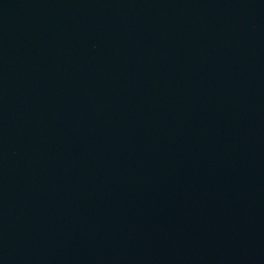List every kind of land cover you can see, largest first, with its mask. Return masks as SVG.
Returning <instances> with one entry per match:
<instances>
[{"label":"water","instance_id":"water-1","mask_svg":"<svg viewBox=\"0 0 264 264\" xmlns=\"http://www.w3.org/2000/svg\"><path fill=\"white\" fill-rule=\"evenodd\" d=\"M0 264H264V0H0Z\"/></svg>","mask_w":264,"mask_h":264}]
</instances>
